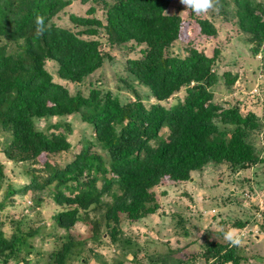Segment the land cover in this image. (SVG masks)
I'll return each mask as SVG.
<instances>
[{
  "label": "trees",
  "instance_id": "obj_1",
  "mask_svg": "<svg viewBox=\"0 0 264 264\" xmlns=\"http://www.w3.org/2000/svg\"><path fill=\"white\" fill-rule=\"evenodd\" d=\"M170 1L80 0L89 4L86 14L70 13L73 28H69L56 24L54 18L72 0H0V128L8 135L2 152L14 162L30 163L24 169L27 182L17 185L5 181L0 163V209L15 193L46 191L61 207L54 215L56 225L69 231L82 211L104 205V226L115 241L122 218L133 222L155 212L152 187L161 180H188L191 171L208 163L225 162L238 169L262 162L252 141V134L262 127L256 113H242L237 105L212 100L219 48L209 55L188 41L185 55L168 51L175 41H182L185 23L178 14L165 12ZM98 8L103 18L96 16ZM215 8L231 14L251 43V52L262 53L264 60V0H217ZM189 15L200 34H216L207 17ZM39 17L44 19L42 29L36 23ZM100 29L110 45L129 43L130 51L143 46L138 56L126 59L125 67L154 102L146 106L133 83L126 85L134 99L121 102L98 86L86 95L70 94L53 80L45 67L47 60L56 64L58 78L68 82L83 81L103 64L106 55L95 38ZM221 75L227 84L236 78L227 71ZM181 89L182 97L167 104ZM72 114L90 125L93 135L60 164L56 156L69 152L71 146L66 134L46 133L35 127L34 120ZM164 128L166 134L161 133ZM103 195L108 202H101ZM10 222L14 226L9 237L0 227L2 264L17 259L19 250L29 253L27 238L34 233L19 229V221ZM74 241L69 233L49 255L50 264H65ZM202 256L212 260L210 264L240 260L235 245L216 240L203 246Z\"/></svg>",
  "mask_w": 264,
  "mask_h": 264
},
{
  "label": "rangeland",
  "instance_id": "obj_2",
  "mask_svg": "<svg viewBox=\"0 0 264 264\" xmlns=\"http://www.w3.org/2000/svg\"><path fill=\"white\" fill-rule=\"evenodd\" d=\"M88 3L80 0L64 8L54 22L73 28L68 20L70 13L85 15ZM180 0H171L165 12L178 14L184 20L182 41H175L168 51L185 55L186 42L211 54L219 48L216 68L217 81L211 86L213 102L237 105L242 113L251 110L260 118L261 129L252 134V141L259 151L262 162L244 168L231 169L225 162L208 163L201 170L191 171L185 181L161 182L152 187L158 207L155 212L130 222L122 218L120 233L113 241L106 232L103 213L105 206L82 211L80 219L69 230L56 225L54 215L61 208L55 204L46 191L15 193L13 199L0 209V227L5 236L13 231L14 222L19 221L23 232L34 231L27 242L30 251L19 250L17 259L10 258L7 264H50L49 255L61 246L70 233L76 243L65 264H210L202 256L203 246L210 241L230 244L224 239L232 233L239 238L236 246L240 257L238 264H264V60L262 53L253 54L251 43L235 25L231 14L224 15L218 8H210L195 16L207 17L215 26L216 34L204 36L189 20L190 13L183 11ZM96 16L103 18L98 8ZM100 41V51L105 54L103 64L81 82H68L59 79L56 64L47 60L46 69L53 80L67 87L70 94L77 91L86 95L90 88L98 86L109 90L121 102L134 99L127 83H133L148 106L154 102L148 89L133 81L128 74L125 61L139 55L142 45L129 50V43L110 45L103 30L95 36ZM189 46V45H188ZM236 75L227 84L221 73ZM179 90L166 100L171 104L181 98ZM34 125L46 133L64 132L70 142L69 152L56 156L60 164L71 159L72 153L80 150L85 139L93 135L90 125L82 121L78 114L64 117L50 116L34 120ZM162 129L161 133L166 134ZM8 142V135L0 128V163L3 166L5 181L13 185L24 184L28 176L24 173L29 162H14L7 159L2 148ZM2 192L0 191V199ZM109 201L103 195L101 202ZM241 222L242 226H235ZM20 256V257H19ZM0 264L1 260H0ZM226 264H231L230 262Z\"/></svg>",
  "mask_w": 264,
  "mask_h": 264
},
{
  "label": "clouds",
  "instance_id": "obj_3",
  "mask_svg": "<svg viewBox=\"0 0 264 264\" xmlns=\"http://www.w3.org/2000/svg\"><path fill=\"white\" fill-rule=\"evenodd\" d=\"M217 0H180V3L184 6L183 11L200 14L207 11L210 8L215 7ZM38 25L43 28L44 19L39 17L36 21ZM224 239L228 241L230 245H239V238L235 237L232 233H227L224 236Z\"/></svg>",
  "mask_w": 264,
  "mask_h": 264
}]
</instances>
